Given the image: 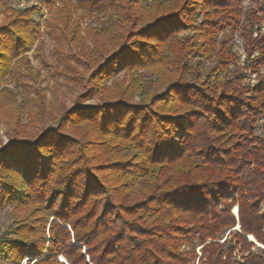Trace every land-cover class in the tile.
<instances>
[{"label":"trees","instance_id":"obj_1","mask_svg":"<svg viewBox=\"0 0 264 264\" xmlns=\"http://www.w3.org/2000/svg\"><path fill=\"white\" fill-rule=\"evenodd\" d=\"M80 1L109 15L87 30L92 46L78 23L70 37L65 17L47 25L64 60L90 71L80 97L102 102L32 139L16 121L0 148V206L14 218L0 264H264L249 239L264 246V0ZM38 9L0 24V85L23 81Z\"/></svg>","mask_w":264,"mask_h":264},{"label":"rangeland","instance_id":"obj_2","mask_svg":"<svg viewBox=\"0 0 264 264\" xmlns=\"http://www.w3.org/2000/svg\"><path fill=\"white\" fill-rule=\"evenodd\" d=\"M46 1L9 0L6 6L1 9L0 24L11 16L12 8L27 9L38 7L39 9L34 12L33 16L40 23L42 35L36 41L34 47L29 52H26L30 67L22 75L23 81L18 83L9 78L6 84L0 85V90L7 88L12 96L15 97V101H12L11 97H6L0 107V148L10 141L16 121L20 117L22 118L26 137L32 139L38 136L45 128L56 126L58 120H55V118L64 110L71 109L78 103L82 105H97L102 102L99 98L85 100L80 97L87 92L88 87L92 84L89 80L90 71L87 73L84 69L85 67L74 60H64V56L71 50L66 48L62 53L56 49L58 43L49 33L47 22L50 17H65L63 22L68 24L69 34H67L69 37L72 36V31L77 27L76 24L78 23L80 34L86 39L87 45L92 46L87 30L103 24L109 16L108 13H92L84 9L80 0H71L70 11L56 10V7H62V4L59 3L60 1L57 2L58 6L57 4L56 7L52 6L53 8L50 11ZM249 5L250 0H245V7ZM262 29H264V22ZM220 37L232 43L234 49L241 53L242 59L245 58L244 42L239 32H232L226 29L220 34ZM71 47L74 52L80 51V47L75 43ZM255 81V76H253L252 82ZM20 111L21 114L19 115ZM256 132L259 135H264V119L258 121ZM236 207L238 208V205L234 206L233 213L238 218V212L235 213ZM262 210H264V207ZM13 219V206L11 204L0 206V234L12 229ZM239 225H237L236 229L240 228ZM227 236L228 232L225 233L221 241ZM249 239L255 242V245L250 250L260 252V247L264 249L261 243L256 242L257 240L253 241L251 235H249ZM245 254H248V252H245Z\"/></svg>","mask_w":264,"mask_h":264},{"label":"bare ground","instance_id":"obj_3","mask_svg":"<svg viewBox=\"0 0 264 264\" xmlns=\"http://www.w3.org/2000/svg\"><path fill=\"white\" fill-rule=\"evenodd\" d=\"M251 236L253 237L252 239L256 241L255 237L253 235H251ZM256 242H258V241H256Z\"/></svg>","mask_w":264,"mask_h":264},{"label":"water","instance_id":"obj_4","mask_svg":"<svg viewBox=\"0 0 264 264\" xmlns=\"http://www.w3.org/2000/svg\"><path fill=\"white\" fill-rule=\"evenodd\" d=\"M239 226H240V225H239ZM238 228H239V227H238ZM238 228H237V229H238ZM251 238H252V236H251ZM253 241H255V240H253Z\"/></svg>","mask_w":264,"mask_h":264}]
</instances>
